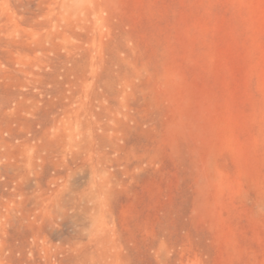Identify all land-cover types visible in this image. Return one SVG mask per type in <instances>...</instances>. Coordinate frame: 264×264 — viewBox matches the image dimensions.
Wrapping results in <instances>:
<instances>
[{"label":"rangeland","instance_id":"obj_1","mask_svg":"<svg viewBox=\"0 0 264 264\" xmlns=\"http://www.w3.org/2000/svg\"><path fill=\"white\" fill-rule=\"evenodd\" d=\"M0 264H264V0H0Z\"/></svg>","mask_w":264,"mask_h":264},{"label":"bare ground","instance_id":"obj_2","mask_svg":"<svg viewBox=\"0 0 264 264\" xmlns=\"http://www.w3.org/2000/svg\"><path fill=\"white\" fill-rule=\"evenodd\" d=\"M78 221L80 223V229H81L83 235L87 236L90 239L91 246L95 247L98 240H99L98 239L99 238L98 237V234H99V228L98 227L99 226L97 225V223H98L97 217L91 215L88 219H85L81 215L80 219L78 218Z\"/></svg>","mask_w":264,"mask_h":264}]
</instances>
